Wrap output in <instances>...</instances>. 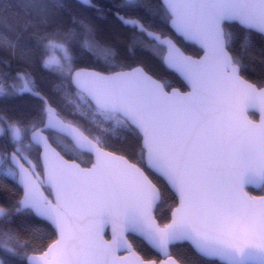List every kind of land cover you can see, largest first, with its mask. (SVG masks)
Here are the masks:
<instances>
[{
  "label": "snow or ice",
  "instance_id": "snow-or-ice-1",
  "mask_svg": "<svg viewBox=\"0 0 264 264\" xmlns=\"http://www.w3.org/2000/svg\"><path fill=\"white\" fill-rule=\"evenodd\" d=\"M0 264H264V0H0Z\"/></svg>",
  "mask_w": 264,
  "mask_h": 264
}]
</instances>
